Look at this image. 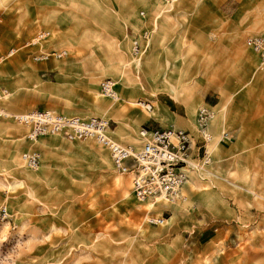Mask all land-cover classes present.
Masks as SVG:
<instances>
[{"label":"rangeland","instance_id":"rangeland-1","mask_svg":"<svg viewBox=\"0 0 264 264\" xmlns=\"http://www.w3.org/2000/svg\"><path fill=\"white\" fill-rule=\"evenodd\" d=\"M42 31L48 40L27 47ZM256 35L264 38V0H0L1 60L17 49L0 68V110L111 119L123 146L140 144L143 120L164 121L189 134L198 164L204 108L211 139V160L185 183L188 199L169 205L185 209L154 227L146 220L160 211L135 203L103 148L59 136L30 146L0 117V264H264V67L243 44ZM135 42L145 44L139 56ZM35 50L56 56L34 64ZM106 79L131 104L105 99ZM29 149L41 155L35 171L21 161ZM207 227L218 238L200 246Z\"/></svg>","mask_w":264,"mask_h":264},{"label":"built area","instance_id":"built-area-1","mask_svg":"<svg viewBox=\"0 0 264 264\" xmlns=\"http://www.w3.org/2000/svg\"><path fill=\"white\" fill-rule=\"evenodd\" d=\"M47 36V33H41L36 40L45 39ZM147 36L148 33H145L143 39L145 40ZM245 46L257 56L259 66L264 67V38L248 37ZM13 52L11 50L10 54ZM133 54L135 56L142 54V47L138 42L134 43ZM99 87L103 97L112 101L117 100L114 81L103 80ZM7 94L6 90L0 89V101L7 97ZM138 104L147 112L152 109L147 102ZM0 117L25 128L27 130L25 139L28 142L34 143L44 137L59 136L69 142L89 141L103 148L109 154L113 172L117 175L130 176L132 195L142 204L163 201L173 203L184 199L182 188L190 171L195 169L194 166L200 168L209 162L206 149L202 148L203 157L198 164H193L190 158L189 135L172 128H141L139 131L141 147L135 149L114 142L110 137V120L100 117L67 116L51 110H34L22 114H7L0 110ZM208 118L207 110L201 108L198 119L202 126H200L202 134ZM203 140L204 143L209 142L210 137L205 134ZM21 161L26 169L34 171L39 167L41 157L37 152H26L21 155ZM2 215L3 219L7 216L5 208ZM163 222L162 218L148 219V223L155 226L162 225Z\"/></svg>","mask_w":264,"mask_h":264},{"label":"crops","instance_id":"crops-1","mask_svg":"<svg viewBox=\"0 0 264 264\" xmlns=\"http://www.w3.org/2000/svg\"><path fill=\"white\" fill-rule=\"evenodd\" d=\"M41 33H47L48 34V32H44V31H42ZM41 33H39V34H41ZM38 34V35H39ZM37 35V36H38ZM36 36V37H37ZM256 36H259V35H256ZM49 37V34H48V36H47V38ZM252 37V36H251ZM247 39V38H246ZM245 39V40H246ZM44 43V42H43ZM244 47H245V49H247L246 48V46H245V41H244ZM143 45H142V43L140 44V47H142ZM11 50H13L14 52L12 53V54H10V51ZM255 58H256V60L258 61V63H259V60H258V58H257V56L256 55H254L249 49H247ZM16 52H17V49H15V48H12V49H10L9 51H7L5 54H3L2 56H4V59L6 60H4L5 62L3 63V61L1 60V58H3V57H0V68L2 67V65L3 64H5L6 62H7V60L8 59H10L11 57H13L15 54H16ZM42 52V54H39V53H41ZM44 53H48V52H44V51H41V50H35L34 52H33V55H32V57H31V61L34 63V64H41V63H47V62H49L50 60H51V58L53 57V56H56L55 55V52H51V56L50 57H47L46 56V54H44ZM50 53V52H49ZM61 54H64L65 55V53H61ZM60 55V54H59ZM57 56V57H62V56ZM113 81V80H112ZM102 82V81H101ZM100 82V83H101ZM100 83L98 84V91L100 92V87H99V85H100ZM0 89H3V88H0ZM4 90H6L7 91V89H4ZM115 90H116V87H115ZM8 92V91H7ZM116 94H117V92H116ZM105 98V97H104ZM105 99H108V98H105ZM108 100H110V99H108ZM112 101V100H111ZM139 102H147V103H149L152 107H154V105L151 103V102H149V101H141V99L139 100ZM0 106H1V104H0ZM2 110L1 111H3V112H5V113H7V114H13V113H8V112H6V110H4L3 108H1ZM140 109H142V108H140ZM34 110H49V109H45V108H35V109H33V110H31V111H34ZM142 110H144V109H142ZM31 111H28V112H31ZM52 111V110H51ZM145 111V110H144ZM28 112H24V113H28ZM55 112V111H54ZM56 113H59V112H56ZM14 114H22V113H14ZM59 114H63V113H59ZM63 115H67V116H77V115H69V114H63ZM80 117V116H79ZM157 122H161V124H157V125H155ZM162 122H164V121H157V120H154V119H147V120H143L140 124H139V127H138V130L139 129H141V128H147V129H164V128H166V126H164V125H162ZM118 124L114 121V120H111L110 119V132H111V134H112V136H113V133L118 129ZM18 127V126H17ZM20 128V130H22V132H23V140L28 144V145H30V146H33V145H35L36 143H39V141H41L42 139H46V138H51V137H44V138H41V139H39V140H37L36 142H34V143H32V142H28L26 139H25V135H26V133H27V130L25 129V128H22V127H19ZM189 135V134H188ZM193 137V136H192ZM62 138V137H61ZM64 139V138H63ZM113 139H114V136H113ZM130 141V140H129ZM86 142H89V141H86ZM91 143H93V142H91ZM121 143L122 144H125V145H128V146H130V147H133V148H135V149H139L140 147H141V140L139 141V143L140 144H138V145H136L135 144V142H134V144L136 145V146H134V145H129V143L130 142H128V140H122L121 141ZM45 144H46V146H45V148L47 147V142H45ZM204 144V140L202 141V142H200L199 143V147L197 148V152L198 153H203L202 152V148H205L206 149V152H207V148H206V146L205 145H203ZM193 146H194V143H193V141L191 140V146H190V158L192 157L191 156V154L193 153L192 151H191V149L193 148ZM219 147H222V148H225L224 147V144L223 143H221L220 141H219ZM105 151V150H104ZM26 152H37L38 154H40V152L38 151V150H34V149H29L28 151H26ZM26 152H23V153H26ZM106 153H107V156H108V159H109V161H110V167H111V171H113L112 170V163H111V159H110V157H109V154H108V152L107 151H105ZM22 153V154H23ZM208 156V155H207ZM40 157H41V155H40ZM209 159H210V157H209ZM211 160V159H210ZM42 161V160H41ZM41 161H40V164H41ZM40 166V165H39ZM114 173V172H113ZM115 174V173H114ZM195 174H193L192 173V176L191 177H195L194 176ZM119 176H126V177H128L129 179H130V176H127V175H119ZM188 179H189V175H188ZM187 179V180H188ZM130 181H131V179H130ZM130 185H131V182H130ZM185 186H186V184L183 186V188H182V195L184 194H186L187 195V197H185L184 199H182V201H180V202H182V203H184L185 201H186V198L188 199V193H186V192H184V191H186V189H185ZM130 190H131V188H130ZM131 195H132V192H131ZM132 197H133V195H132ZM133 199L135 200V203L136 204H138V205H141V206H139V207H143L144 209H145V213H148V211L151 213V211H152V213H154V212H157V211H160V213L159 214H153V215H150V217L151 218H148V219H158V218H162V219H164L165 220V218H169L170 217V215H171V213L173 212H175L176 211V213L175 214H179V212H180V210H182V209H185V206H186V204H185V206H183V205H180V206H174V208H169V205H165V204H159V205H155L154 206V208H156V209H154V210H152L153 209V206H149V205H146L147 203H144V204H142V203H139V202H137L136 201V199L133 197ZM192 206V205H191ZM195 206V205H194ZM178 214L176 215V216H178ZM172 218V217H171ZM177 218V217H176ZM175 218V219H176ZM148 219H147V224L148 225H150V226H154V227H159V226H161V225H157V226H155V225H151V224H149L148 223ZM199 223L200 222H202V221H198ZM218 237H217V233H216V231L214 230V228H212V227H207V228H205V229H203V230H201L200 232H199V234H198V244L201 246V245H204L205 247L207 246V244L208 243H211V242H213V241H215L216 239H217Z\"/></svg>","mask_w":264,"mask_h":264},{"label":"bare ground","instance_id":"bare-ground-1","mask_svg":"<svg viewBox=\"0 0 264 264\" xmlns=\"http://www.w3.org/2000/svg\"><path fill=\"white\" fill-rule=\"evenodd\" d=\"M49 38V37H48ZM48 38H45V39H40V40H36V39H38L37 37H35V38H33L32 40H30V42H29V44L27 45V47H31V48H35V47H38L39 45H40V43H43V42H45V41H47L48 40ZM148 38H149V36L147 37V40H148ZM147 40H142V42L143 43H146L147 42ZM142 43V53L144 52V50H143V48H145V44H143ZM131 49H132V45H131ZM147 50V49H146ZM39 54H42V52L41 53H39ZM44 54H46V56L47 57H50L51 56V54L50 53H44ZM130 54H131V51H130ZM131 56V55H130ZM135 60H138L139 61V59H134V61ZM3 62H4V60H2ZM174 79V78H173ZM167 80V79H166ZM172 80V79H171ZM165 83V82H164ZM173 83V82H172ZM168 85V84H167ZM175 85V84H174ZM115 87H116V84H115ZM177 88V87H176ZM174 93V92H173ZM102 95V94H101ZM98 96V95H97ZM6 98V97H5ZM4 98V99H5ZM3 99V100H4ZM116 102H120V104H124V103H130V101L129 100H125V99H123V98H121L119 95H117V100H115ZM0 103H1V101H0ZM139 102H137V105L139 106V104H138ZM131 104V103H130ZM139 107H141V106H139ZM153 108V107H152ZM151 111H152V109H151ZM151 111H149V112H151ZM148 112V113H149ZM146 113H147V111H146ZM83 114H85V113H83ZM197 115H198V113H197ZM197 115H196V120H197V123H198V126L200 127L201 125H200V122H199V119H198V117H197ZM212 118V117H211ZM210 118V119H211ZM193 121H195L194 119H193ZM210 121V120H209ZM209 121L207 122V126H208V123H209ZM204 134L206 133V134H209V132H208V130H207V128H206V130L203 132ZM226 136H227V134H223V137L222 138H226ZM110 137L111 138H113L112 136H111V132H110ZM114 140V139H113ZM115 141V140H114ZM210 141H211V139H210ZM208 159H209V157H207ZM210 160V159H209ZM11 163H13V162H10V164ZM40 167V166H39ZM39 167L37 168V169H39ZM195 167V169H193V170H191V171H197V172H200V170H202V168L204 167V165H202L200 168H196V166H194ZM36 169V170H37ZM28 170V169H27ZM30 171H32V170H30ZM35 171V170H34ZM190 171V172H191ZM159 204H165L166 206L167 205H175V204H177V203H169V202H166V201H163V202H157V203H155V204H151V203H147L146 205H149V206H153V209L152 210H154V209H156V208H154V206L155 205H159ZM148 219V218H147ZM164 220V219H163ZM146 222H147V220H146ZM164 222H165V220H164ZM164 222H163V224L161 225V226H163L164 225Z\"/></svg>","mask_w":264,"mask_h":264}]
</instances>
